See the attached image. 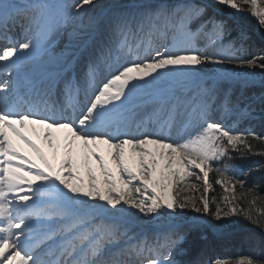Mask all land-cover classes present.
<instances>
[{"label": "snow or ice", "instance_id": "obj_1", "mask_svg": "<svg viewBox=\"0 0 264 264\" xmlns=\"http://www.w3.org/2000/svg\"><path fill=\"white\" fill-rule=\"evenodd\" d=\"M211 5L264 29V0ZM211 5L0 0V264H232L183 259L189 230L203 240L202 226L243 216L264 232L252 211L257 186L232 162L264 158V136L219 118L251 115L232 87L250 86L255 73L235 68L264 70V55L242 54L246 33L240 46L226 40L229 26ZM14 29L19 42L9 39ZM36 125L58 165L22 131L40 135ZM193 180L194 194L204 189L199 203L180 195ZM213 184L223 192L211 194ZM246 187L251 198L236 195ZM186 210L199 214L187 226ZM161 221L164 231L137 232ZM235 264H264V253Z\"/></svg>", "mask_w": 264, "mask_h": 264}, {"label": "trees", "instance_id": "obj_2", "mask_svg": "<svg viewBox=\"0 0 264 264\" xmlns=\"http://www.w3.org/2000/svg\"><path fill=\"white\" fill-rule=\"evenodd\" d=\"M206 2L211 5V0H198V2ZM211 14L224 19L229 26V35L226 40H231L240 46V33H246L247 40L243 42L242 54L247 56H259L264 55V29L256 25V21L252 17L241 18L234 14L228 8L211 5ZM264 80V70H261ZM264 84L261 82L250 84V86L241 88L239 85H233L232 97L233 102L239 108H243L251 112L249 116H241L237 113H229L226 117L223 113L219 118L225 120V123H229L233 128L237 130L248 129L255 132L257 135L264 136ZM235 155V153H233ZM233 163L239 165L244 169L245 174L243 179L249 185H255L257 203L252 205V211L258 216H264V158L259 156H250L246 159H235ZM248 169H252L251 172ZM215 175L210 173L211 177ZM197 180H193L192 183H196ZM188 189V188H187ZM248 190L246 187L243 190L237 189L236 195L239 197L251 198L252 193L246 196L242 195V192ZM186 189L180 192L181 196L192 195L194 193ZM223 189L219 185L213 184V190L211 194L222 193ZM210 194V195H211ZM247 201L240 200V206L245 207ZM199 214L186 210L183 215V223L187 226L194 218ZM237 224L231 229L229 233H226L222 227L225 225V220L219 222L212 220L211 223L218 225V231H215L212 227L202 226L199 231L203 232L206 239H201L196 230H189V240L186 247L190 250L187 255L183 257L185 260H199L201 258L214 261L215 259H225L235 264L244 256H261L264 253V232H262L258 226L251 224L243 216H237ZM147 228V229H146ZM149 228V229H148ZM167 229V223L161 221L158 224H145L141 223V226L137 229L138 233H144L152 235L160 231ZM248 240L246 243L245 241ZM252 242V243H251ZM253 244V245H250Z\"/></svg>", "mask_w": 264, "mask_h": 264}, {"label": "rangeland", "instance_id": "obj_3", "mask_svg": "<svg viewBox=\"0 0 264 264\" xmlns=\"http://www.w3.org/2000/svg\"><path fill=\"white\" fill-rule=\"evenodd\" d=\"M201 1H202V0H201ZM113 2L118 3V4H120L121 6H123V5L127 4V3L129 2V0H113ZM201 3H206V2L203 1V2H201ZM237 16H240L241 18H248V17H250V16H247V15H245V16L237 15ZM254 19H255V18H254ZM255 20H256V19H255ZM256 22H257V21H256ZM256 25H258V23H256ZM258 26H259V25H258ZM22 39H23V38H22ZM17 40H18V38H17ZM230 67H234V66H230ZM235 71H237V72H239V73H241V74H243V73H245V72L253 71V72L255 73V75H254V76H249V77H247V79H249L250 81H254L253 84H255V83L257 84V83H259V82H261V81L263 80V75H262L261 71L258 70V69L250 70V69H247V68H244V67H239V68H235ZM22 130H23V129H22ZM24 131L26 132V134H28V135L33 139V135L30 134V132H29V128H26ZM12 139H13V140H16V141L19 142V147L21 148V150H22V149H25V152H31V151H32V153H34L35 157H37V158L39 159L38 155L33 151V149H31L28 145H26L22 140L19 141V140H18V137H16V138H13V137H12ZM78 143H79V142H78ZM49 149H50V150H49V153L52 154V155L54 156V154H53V150H52L50 147H49ZM105 150H106V146H105ZM60 152H61V153L63 152V149H62V148L60 149ZM38 159L35 158L36 161H39ZM56 160H57V161H56ZM54 161H56L55 164L58 165V163H59V157H58V156H54ZM40 162H41V161H40ZM110 163H111V162H110ZM92 167H93L94 169H96V170H97V173H98V167H97L95 161H92ZM82 171H83V169H82ZM200 183H201V182L197 180V182H196L195 184H192L193 187H189L188 189H186L185 192H189V191H191V192L194 193L193 188H194L196 185L200 184ZM203 192H204V189H203V187H201V188H200V194H199V195L194 194L195 197H193V200H194L195 202L199 203L200 200H201V198H202ZM248 194H251V193L249 192V190H245V191L242 192V195H243V196H246V195H248ZM223 220H225V225L222 227V229H223L226 233H229V229H231V227L235 226V225L238 223V222H237V216H234V217H232V218H230V219H223ZM212 224H213V223H212ZM213 225H214V224H213ZM212 228H213L215 231H218V230H219V228H217V227H212ZM245 242L247 243L248 240H246ZM251 243H252V242H251ZM250 245H253V244H250Z\"/></svg>", "mask_w": 264, "mask_h": 264}]
</instances>
